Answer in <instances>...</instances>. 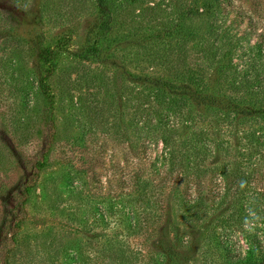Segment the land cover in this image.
Wrapping results in <instances>:
<instances>
[{"label": "rangeland", "instance_id": "374dc122", "mask_svg": "<svg viewBox=\"0 0 264 264\" xmlns=\"http://www.w3.org/2000/svg\"><path fill=\"white\" fill-rule=\"evenodd\" d=\"M116 2L102 21L96 0H0V58L21 44L23 77L43 78L47 86L37 109L26 112L30 119L18 112L22 96L1 89L7 164L0 168V264H75L76 251L82 264H241L231 255L264 247V117L253 111L223 119L186 106L173 143L188 141L193 155L171 164L163 142L149 139L161 137L156 121L138 122L129 74L167 73L166 64L151 62V34L165 24L175 29L201 1ZM223 6L212 18L201 8L198 23L217 21L219 44L233 47L226 74L260 69V87L234 91L217 73L227 61L209 60L199 39L176 55H189L212 84L220 78L217 94L245 99L249 111L255 99L264 100V0ZM94 33L101 40L92 51ZM40 40L52 51V65L38 63L37 48L31 53ZM199 136L200 146L192 144ZM34 169L31 201L18 207L12 226L18 182ZM35 233L38 239L24 241Z\"/></svg>", "mask_w": 264, "mask_h": 264}, {"label": "trees", "instance_id": "16d2710c", "mask_svg": "<svg viewBox=\"0 0 264 264\" xmlns=\"http://www.w3.org/2000/svg\"><path fill=\"white\" fill-rule=\"evenodd\" d=\"M200 1L201 5L198 3ZM196 2L198 3V6H193L188 9V12L183 15L184 17L180 18L181 21H179L180 25H178V27L168 30V24H165L159 32L151 34V62L160 60L161 63H163L162 65L166 64L165 71L167 73L160 75L151 72H141L135 75L129 74L130 79L135 82L136 87V95L134 97L136 102L134 101V105L137 109L136 115L139 117L138 122L139 124H142L143 127V125L146 126L153 122L152 120L156 121L153 125L156 124V129L158 127L161 129V137H158L159 134L156 137L151 135L149 139L157 141L154 139L157 138L163 142L165 151L169 153V156L166 157L169 158L171 164H175L178 161L181 162V160L183 162L191 161V156L193 155L188 145V141L182 144L180 141L179 143H173L176 142L175 132L178 129L177 126L179 124L177 118L180 117V114H183L186 106L190 109H200L206 115L218 114L217 116H220L223 119H229L233 116L236 117L240 114L246 115L248 112L251 114L253 111H255L253 115L259 114V117H264L263 99L260 97L255 99L252 105H248L250 107L249 111H247L248 103L245 99L236 95L225 96L223 94L221 95V93L217 94V84L220 82V78L213 81L215 83L212 84L210 81H207L206 74L208 73L206 71L191 66L188 61L189 55L186 54L184 57L179 54L176 55L177 48L181 51L194 39H199L198 50L202 51L209 60L213 62L227 61L217 68V73H219L218 75L225 77L224 81L228 82V84L234 88V91H245L246 89L251 92L255 88H259L261 82H263V79L260 76L262 74L260 69L253 73H249V69L245 68L240 71L236 69L237 71L233 72L234 70H232L230 73L226 74V72H228L226 66H229L232 63V56L227 55L232 54L233 47L224 51L223 49H226L227 43L226 45L219 44L218 31H215L217 21H212V23L208 24V27L200 26V23H198L201 8L203 9V13H201L202 16L209 15L207 18H212L215 16L217 9L219 10L221 6H223L224 2L231 3V0H196ZM96 3L102 21H104L106 15H108L110 19L113 7L117 4L116 0H96ZM154 9L155 7L152 8V10ZM43 11L44 10L41 9L39 13H42ZM2 14L3 10L0 8V17H2ZM249 17L251 18L253 16L251 15ZM3 18L4 16L2 19ZM6 18L7 16H5V21ZM4 29H6L5 26ZM10 29L11 28H8L6 30L9 31ZM163 34H165L167 38H162L161 35ZM93 37L94 41L91 46L92 51H94L93 48H95V45L100 43L101 40L100 37H98V33H94ZM168 37H170V39H168ZM205 37L207 38L205 39ZM130 40H135V35L129 37V41ZM229 42L230 41H228V43ZM42 43V40L38 41V47H35L34 43V47L32 46L31 48V53H34L37 48L34 57L38 58L40 61H38V63H49L52 65V51L48 47L40 46ZM157 45L160 47L158 53L154 51V48ZM9 54L13 55V60L8 57ZM9 54L6 58H0V95L1 89L3 88L2 86H4L5 88L3 89L8 91L9 96L10 94L14 98L20 95L22 96V102L19 104V113L30 112V110L35 111L40 104L39 92H45L47 88L46 81L43 78L38 79L36 76L23 77L25 76L24 73L26 71L22 63L24 62L23 60H25L26 51L21 44L13 47ZM174 61L180 62L177 65H173L172 63ZM229 77L232 79L230 80ZM98 78L100 77L97 76L95 79L97 80ZM9 79H11V81ZM189 113L190 115L187 119H194L195 116L192 115V112ZM26 115L30 119L31 116L27 113ZM23 123H25V129L29 131V123L26 120H23ZM201 137L202 136H199L197 140L192 142V144L199 141L198 145L200 146V142H202ZM198 145L195 146V150L199 148ZM186 146L187 148H185ZM5 158L3 151H0V168L7 164V161L4 160ZM31 171L25 173V179L18 182V184L22 185L19 189L20 193L16 194L19 200L17 203L18 206L16 205L17 207H13L10 210L12 213L10 219V222L12 220V226H15L14 220L19 217L16 216V213L19 211L18 207H23L25 202L31 201V188L35 185L37 170L34 169ZM24 195H26V198L23 199L24 201L21 203L20 199H22ZM237 199L242 200V195ZM42 236L50 238L49 236H51V233L49 232ZM32 237L38 239L40 234L35 233L34 235L26 236L24 241L30 243V238L32 239ZM226 242L227 241H224L223 243L226 244ZM254 247L243 256L238 255V257L235 258L236 254L231 255L232 260L241 264H264V247H261L260 245H255ZM36 248L39 249V247ZM228 249L230 250V248ZM76 252L73 254L75 264H82L78 258L79 252ZM230 254L231 253H228V255ZM1 257L6 260L7 253L5 249Z\"/></svg>", "mask_w": 264, "mask_h": 264}]
</instances>
